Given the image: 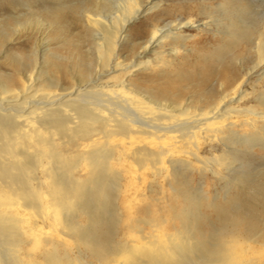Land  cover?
Segmentation results:
<instances>
[{"label": "bare ground", "instance_id": "6f19581e", "mask_svg": "<svg viewBox=\"0 0 264 264\" xmlns=\"http://www.w3.org/2000/svg\"><path fill=\"white\" fill-rule=\"evenodd\" d=\"M107 3L0 0V33L22 27L16 8L59 30L71 17L100 39L76 76L58 68L40 82L20 58L23 75L0 82V264H264V11L249 0L225 10L237 21L199 83L226 78L219 66H234L239 46L254 62L192 106L178 90L196 74L170 73L168 56L207 21L179 13L185 4L168 20L155 0H120L107 24ZM147 13L138 57L159 52L127 62L124 32Z\"/></svg>", "mask_w": 264, "mask_h": 264}, {"label": "rangeland", "instance_id": "374dc122", "mask_svg": "<svg viewBox=\"0 0 264 264\" xmlns=\"http://www.w3.org/2000/svg\"><path fill=\"white\" fill-rule=\"evenodd\" d=\"M7 1H9L11 6L15 4L16 7V3L19 0ZM219 1L220 0H155L157 3H162L163 8H167L168 13L165 14V19H173V9L179 4H185V8L182 9L183 12L179 11V13L187 15V13H185L186 10L189 12L192 10L190 14L194 20L201 19L207 21L206 26L197 25L186 28L185 33L188 40L185 41L180 52L168 56L172 61L168 66V68H170V73L196 74L188 81H183V85L179 87L178 90V92L184 90L182 99L183 102L186 101V105L199 106L203 103L206 94H218L221 92V85H223V83L228 85L230 79L234 75L248 70L255 59L254 52L247 51V49L244 48L245 46H239L235 52L236 55L237 53L240 54L238 58H236L238 61H234V66L229 68L225 67V65L219 66L220 70L229 71V75L226 78L218 79V76L215 75L208 77L207 80L204 81V84L199 83L200 76L197 74L207 73L211 70V53L220 44H224L226 41L224 37V27L229 26L232 21H237V10L232 9L231 11H225L228 7H232V2L236 0L227 1L224 4L225 10H220L218 6ZM249 1L255 6L256 11H264V0ZM119 2L120 0H110V3H107L109 9L103 12L107 24L113 23V20L119 14ZM239 2L240 6L244 4V0H239ZM22 9L21 6H18L19 12H25V10ZM12 10L14 11V7H11L10 11L12 12ZM13 14L14 15L9 16L10 22L13 23L12 18L15 16L23 25L18 30L14 29V27L12 29L9 27V30L5 32L6 34L0 33V82L5 80L10 74L11 77L14 78L17 75H23L24 67H19L17 63L20 58H22L23 61H30V69L34 68V73L38 80L44 82L49 79L57 81L56 71L58 68L63 73L76 76V72L80 68L79 64L83 63L86 59L95 57V45L100 39H97V41L92 40L94 38H92V36L90 37V32H86L87 30L84 25L79 23L84 27L82 28L79 24L78 26L77 23H71V17L66 19V24L72 25L63 30H59L46 18H31L27 15L18 16L16 8ZM151 15V13H147L136 16L127 26L124 32L125 37L122 39L118 49L119 54L122 58H125L127 62L147 60L149 57L155 55V52H159L158 48H152L148 51L146 56L138 57V53L142 45H144L143 42L145 40L142 37V33L144 30L149 29L152 22ZM3 18L2 11H0V20ZM41 23L42 27L39 28L38 25ZM100 36V33L96 34V38ZM29 57H31V59H29ZM75 63H77L76 66ZM144 74L143 72V75ZM146 78H152L154 80L158 77H153L148 74ZM255 79L256 76H253L248 83L247 89L249 91H253ZM255 164L259 166L261 161H257ZM211 195H213L212 189ZM229 245L235 247L237 245L236 240L229 239Z\"/></svg>", "mask_w": 264, "mask_h": 264}]
</instances>
